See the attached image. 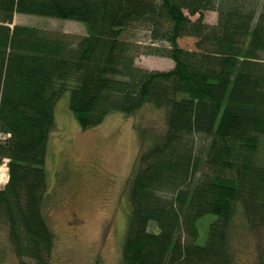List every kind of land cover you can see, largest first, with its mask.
Returning <instances> with one entry per match:
<instances>
[{"label": "trees", "instance_id": "16d2710c", "mask_svg": "<svg viewBox=\"0 0 264 264\" xmlns=\"http://www.w3.org/2000/svg\"><path fill=\"white\" fill-rule=\"evenodd\" d=\"M209 10L217 23L204 20ZM16 12L78 20L87 31L12 27ZM133 27L150 43L123 37ZM184 37L195 46H181ZM142 54L174 66L144 68ZM67 91L83 129L148 103L165 112L128 181L123 264H234L237 216L264 229V0H0V162L9 159L0 209L20 264H50L46 161Z\"/></svg>", "mask_w": 264, "mask_h": 264}, {"label": "rangeland", "instance_id": "374dc122", "mask_svg": "<svg viewBox=\"0 0 264 264\" xmlns=\"http://www.w3.org/2000/svg\"><path fill=\"white\" fill-rule=\"evenodd\" d=\"M204 20L217 23L218 12L206 11ZM15 24L33 25L73 36H81L87 31L86 24L78 20L19 12L14 14L11 26ZM123 37L141 44L150 43L148 31L142 28H129L123 32ZM179 41L181 46L193 48L196 39L184 37ZM136 64L166 70L174 66V61L142 54ZM69 102L70 91H67L56 105V122L48 142L49 182L43 211L54 233L50 264H123L122 243L130 212L128 181L149 138L164 131L165 112L148 103L134 114L112 112L102 124L83 129ZM140 131H144L147 138L144 142ZM7 162L9 159L6 158L0 162V181L8 183ZM206 217L214 218V215ZM210 218L199 223L200 243L205 242ZM150 228L156 230L154 223ZM232 236L234 264H256L259 248L264 247V229L249 230L239 215ZM26 261H30L29 258ZM0 264H20L2 209Z\"/></svg>", "mask_w": 264, "mask_h": 264}, {"label": "built area", "instance_id": "2783aa9c", "mask_svg": "<svg viewBox=\"0 0 264 264\" xmlns=\"http://www.w3.org/2000/svg\"><path fill=\"white\" fill-rule=\"evenodd\" d=\"M6 165H7V167H8V162L6 163ZM0 183H3V184H4V185H1V184H0V189H1L2 186H5V184H6L7 182H6V181H2V182L0 181Z\"/></svg>", "mask_w": 264, "mask_h": 264}]
</instances>
